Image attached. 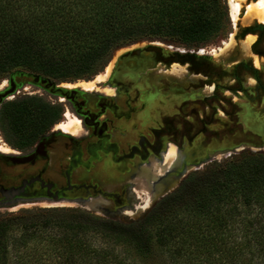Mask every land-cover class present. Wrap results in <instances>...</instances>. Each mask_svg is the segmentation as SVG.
Returning a JSON list of instances; mask_svg holds the SVG:
<instances>
[{
    "label": "trees",
    "instance_id": "1",
    "mask_svg": "<svg viewBox=\"0 0 264 264\" xmlns=\"http://www.w3.org/2000/svg\"><path fill=\"white\" fill-rule=\"evenodd\" d=\"M228 25L225 0H0V74L88 80L119 47L159 39L200 48ZM61 113L25 95L1 103L0 128L24 150ZM154 249L158 264H264V151L187 173L127 222L74 207L0 213V264H150Z\"/></svg>",
    "mask_w": 264,
    "mask_h": 264
},
{
    "label": "rangeland",
    "instance_id": "2",
    "mask_svg": "<svg viewBox=\"0 0 264 264\" xmlns=\"http://www.w3.org/2000/svg\"><path fill=\"white\" fill-rule=\"evenodd\" d=\"M225 4L229 18L227 31L213 42L200 48H186L180 43L169 40L143 39L115 49L106 66L98 75L96 74L97 76H92L88 80H55L57 83H61L59 85L61 89H82L84 98L89 100L91 104L93 100L91 93L96 86L98 88H114L109 83L108 76L113 66L120 58L125 56L128 58L123 60H134L137 65H140L139 68L141 69L139 71L141 73L140 75L135 74L138 77L134 82L135 88L139 89L140 100H147L149 96L154 99L155 105L170 111H172V103L179 104L185 100H196L195 103L184 108L186 113L192 111L191 117L187 114L178 117L180 122H186L184 139L172 142L174 143L172 145L180 149L178 150L181 156L180 163L168 172H166L168 170L166 168L167 170L161 176L154 178L152 184L160 186L154 190L155 193L152 199L147 200L145 204L150 189L140 195L135 191L137 171H134V165L140 164L138 157H135L133 163L130 162L131 165L127 166L128 170L126 172L118 170L115 166L116 172L109 166L104 167L99 173L100 178L103 180L96 178L95 170H92L94 168H91V173L89 171L85 172L83 168L74 170L72 182L77 181L78 176H82L85 178L80 177L83 180L80 182L96 187V190L89 193L78 190L71 193V198H60L59 201L45 197L33 200L20 198L6 203L0 201V213L42 207H74L105 218L127 222L144 215L161 196L175 188L187 173L203 170L206 165L223 163L227 159L237 156L241 151H264V33H259L256 30L259 22L254 18L241 16L236 25H233L229 17L227 0H225ZM231 35L232 40L228 41ZM149 41H160L163 44L162 50L166 53L173 52V48H184L197 50L199 54H202V52L204 54L196 57V67L191 70L188 69L187 64L181 68L182 64L178 62L172 64L171 72L173 73L164 71L167 66H163L161 63L158 64L157 68L152 69L155 67L154 63H140L149 56L146 52V46L149 44L147 42ZM222 42H228V44L224 46ZM137 49L141 53L134 54ZM213 51L214 53H212ZM254 55L259 57L260 63ZM252 59L253 63L256 59L258 66L260 64L258 69L259 83L252 77ZM129 76L130 74H127L124 77ZM134 77L132 80H134ZM102 78L104 79L101 80ZM10 90H12L11 93H9ZM50 91L39 80H34L22 69L10 74H0V94L8 95L6 100H13L30 94V96L39 97L46 102L60 104L62 113L58 123L51 128L53 131L51 137H49L50 140H48L52 143L49 146L47 145L50 166L48 171L44 172L43 178L57 185L62 182L63 185L64 181L59 175L56 164H64L66 156L71 153L76 155L81 149L79 145H85L91 139V136L84 133L87 129L86 126L83 125L80 128L81 117L74 111L72 104L65 98H62L61 102L57 101L61 97L58 94L53 95ZM121 98L122 94L119 92L116 101H121ZM152 104L147 103L145 110L139 112L136 118L130 121H136L138 127H140V132L145 135H148V126L160 124L158 115L155 116L153 112H149ZM71 118L79 121V127L75 128V135L68 138V135L60 131L58 124H65ZM54 127L59 130H55ZM71 129H73V126ZM13 138L14 136H7L0 129V154L10 156V160H0V177L3 176L1 165H10L13 168L10 174H16L19 166L15 165L18 162H23L20 158L24 155L16 151L17 148H13L14 144L11 141V139L14 140ZM133 138L134 136L130 140ZM74 149H76V152H74ZM99 155L102 156L103 160L101 161H108L107 156L102 153H99ZM15 158H18L16 164L11 161ZM5 176L8 177L7 172H5ZM6 190L8 191V188ZM64 190L65 187L62 191ZM63 193L66 194L67 192ZM88 195L97 197L99 203L97 204V201L94 200L88 202ZM161 258L159 251L155 250L149 262H151L150 264H158ZM45 262L48 263V260ZM9 264L14 263L10 260Z\"/></svg>",
    "mask_w": 264,
    "mask_h": 264
},
{
    "label": "flooded vegetation",
    "instance_id": "3",
    "mask_svg": "<svg viewBox=\"0 0 264 264\" xmlns=\"http://www.w3.org/2000/svg\"><path fill=\"white\" fill-rule=\"evenodd\" d=\"M260 25L264 26V24L259 23L256 26V30L259 33H264L263 29L258 28ZM148 46H146V52L149 56H147L144 61H140V63H154L155 67L152 69L157 68L158 64L161 63L163 66H167L165 67L164 71L173 73L171 72V67L175 62L165 63L163 62V59L173 56L175 53L179 52V49L173 48V52L166 53L162 50V45H159L158 50H148ZM139 53H141L140 50L137 54ZM185 54L187 55L186 61L183 63H178L182 64L181 68L187 64L188 69L191 70L196 67V57L202 56L204 53L202 52V54H199V51L197 50H189L188 52L185 51ZM126 58L128 57L123 56L120 58L119 61L113 66V69H111V72L108 76L109 83L113 85L114 88H98L96 86L94 91L91 93L93 96L91 104L89 103V100L84 98L82 89H61L59 88L61 83H57L53 86L48 84L46 81H42L41 78L35 79L32 76L34 80H39L47 89H50V92L53 95L58 94L61 98H57V101L61 102L62 98H65L72 104L74 111L81 117L80 128H82L83 125L86 126L87 129H85L84 133L89 134L91 139L86 142L85 145H79L81 149L78 151V153H76V155L71 153L70 155L66 156L64 164H56V168L58 166L59 169V175L63 178V185L62 182L60 185H57L54 182H50L43 178L44 172L46 173L48 171V167L50 166L47 145L49 146L52 143L49 141V137L52 135V129H50L45 135L39 137L32 147L24 150L16 149V151L24 155L22 158H20L23 162H18V164L15 165L19 166L16 173L17 175L10 174L13 169L10 165H1L3 167L1 169V174L3 176L0 177L1 203L11 202L20 198L28 200L44 197L50 198L52 200H55V198H71V193L78 190H81L84 193H89L92 190H96V187L94 185L91 186V184L80 182L83 181L81 178H85L82 176H78V178L76 177L77 181L72 182L71 180L74 177V170L77 168H83L85 172L95 170L94 173L96 178L101 179L99 173L104 167L109 166L116 172L114 168L115 166L118 170L126 172L128 170L127 166L131 165L130 162L133 163L135 157H138L140 162L139 165H134V171H137V177L135 178V191L138 195H140L143 194L142 192H146L150 189L151 193H148V197L153 198L155 193L154 190L160 186L152 184L154 178L161 176V174L167 170L166 168H168L166 171L168 172L177 167L180 163L181 156L178 153V150L180 149L179 147L172 145L174 144L172 142H175V140L179 139L182 141L184 139V134L186 132V122H180V118L178 119V117H181L182 114H187V116L191 117L192 111H187L186 113L184 108L187 105L195 103L196 100H185L179 104L172 103V111L155 105L154 99L150 98L149 96L147 97V100H140L139 89L135 88L134 82H136L138 77H136L135 74L137 73L140 75L141 72L139 70L141 68H139L140 65H137L136 61L134 60H123ZM257 58L259 59V57ZM252 64V77L256 80V82L259 83L258 69L260 64L258 67H256L253 63V59ZM127 74H130V76L127 78L124 77ZM133 77L134 80H132ZM85 89L89 90L88 88ZM119 92L122 94V98L121 101L117 102L116 96L119 94ZM7 97L8 95L6 94H0V105L2 102L8 99ZM149 102L153 103L151 105L152 107L149 108V112H153L155 116L158 115L160 118L158 119L160 124L148 126V135H145L140 132V127H138V123L136 121H130L136 118V115L139 112H143L145 110V105ZM77 122L79 123L78 120ZM177 123L179 124L178 127ZM59 129L63 134L68 135V138H71V136L75 135L74 131L64 132L61 128ZM59 129L55 128V130ZM181 129L184 131L183 133ZM132 136H134V138L130 140ZM170 146L173 147L174 154L176 157H178L177 166L175 161L173 163L171 162L170 165L164 166L165 155L167 154ZM74 152H76V149H74ZM99 153L107 156L108 161H101L103 159ZM85 155L86 157L84 158ZM2 159L10 160V156L0 154V160ZM11 161L16 164L18 158L13 160L11 159ZM110 162L112 163L110 164ZM159 167H162V172L157 171V168ZM91 168L94 169L91 170ZM5 172H7L8 177L5 176ZM140 183L144 184L143 188L145 189L141 188ZM63 187H65L64 191H62ZM7 188L8 191L6 190ZM105 191L108 190L105 189ZM63 192L67 193L64 194ZM87 198L88 202L91 200L97 201V197L88 195ZM98 203L99 202L97 201V204Z\"/></svg>",
    "mask_w": 264,
    "mask_h": 264
},
{
    "label": "bare ground",
    "instance_id": "4",
    "mask_svg": "<svg viewBox=\"0 0 264 264\" xmlns=\"http://www.w3.org/2000/svg\"><path fill=\"white\" fill-rule=\"evenodd\" d=\"M227 4H228L229 17L233 25H236L237 21L241 19V16L247 17V18H254L259 23L264 24V0H227ZM231 40H232V35L230 36L228 41H231ZM222 43L224 46L228 44V42H222ZM212 53H214V51ZM254 65L258 67V61L256 59L254 60ZM78 125L79 123L77 122V120H74L71 118V119H68L65 124L64 123L59 124V128H61L62 131L64 132H71V131L73 132L75 128L78 127ZM72 126H73V129H71ZM174 161L177 166L178 157L175 156L173 147L170 146L167 154L165 155L164 166L170 165V163L171 162L173 163ZM157 171L162 172V167L157 168ZM140 186L142 189H145L143 188L144 184L140 183ZM149 199H152V197H148L145 200V204H146V201Z\"/></svg>",
    "mask_w": 264,
    "mask_h": 264
},
{
    "label": "water",
    "instance_id": "5",
    "mask_svg": "<svg viewBox=\"0 0 264 264\" xmlns=\"http://www.w3.org/2000/svg\"><path fill=\"white\" fill-rule=\"evenodd\" d=\"M149 43L147 49L148 50H158L159 49V45H163L160 43V41H155V42H152V41H149L147 42ZM176 49H179V52L175 53L173 56H169V57H166L163 59V62L165 63H171V62H185L186 61V54H185V51L188 52L189 50L188 49H184V48H176ZM139 50H135V53H138ZM191 53V52H189ZM32 76V75H30ZM34 77V76H33ZM35 79H38V77H34ZM42 81H45L44 79H42ZM12 90H10L9 93H11ZM8 93V94H9ZM237 153V152H235ZM165 195V194H164ZM162 197V196H161ZM60 198H55V201H59Z\"/></svg>",
    "mask_w": 264,
    "mask_h": 264
}]
</instances>
